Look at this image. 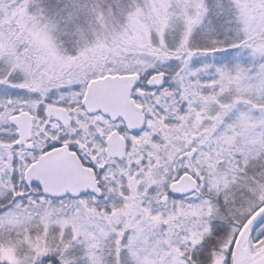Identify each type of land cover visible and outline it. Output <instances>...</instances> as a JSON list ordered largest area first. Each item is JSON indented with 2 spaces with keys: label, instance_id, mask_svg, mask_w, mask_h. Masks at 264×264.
Masks as SVG:
<instances>
[{
  "label": "snow or ice",
  "instance_id": "6c2138e0",
  "mask_svg": "<svg viewBox=\"0 0 264 264\" xmlns=\"http://www.w3.org/2000/svg\"><path fill=\"white\" fill-rule=\"evenodd\" d=\"M0 264H264V0H0Z\"/></svg>",
  "mask_w": 264,
  "mask_h": 264
}]
</instances>
